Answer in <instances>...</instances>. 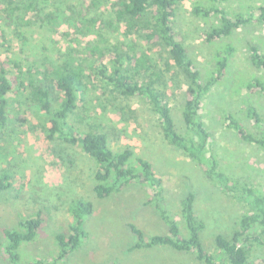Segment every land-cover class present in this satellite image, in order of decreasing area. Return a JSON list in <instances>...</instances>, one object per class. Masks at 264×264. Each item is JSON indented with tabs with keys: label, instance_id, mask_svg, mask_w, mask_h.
Returning <instances> with one entry per match:
<instances>
[{
	"label": "trees",
	"instance_id": "trees-1",
	"mask_svg": "<svg viewBox=\"0 0 264 264\" xmlns=\"http://www.w3.org/2000/svg\"><path fill=\"white\" fill-rule=\"evenodd\" d=\"M105 1L0 0V52L1 48L6 52L3 56L0 53V143L18 122L27 123V117L20 111L23 103H35L47 114L46 123L41 127L49 140L79 147L94 160V190L99 198L121 192L134 183L149 189L148 202L168 224V233L147 237L142 229L129 223L137 237L129 250L162 245L194 254L198 260L196 264H264L261 260L250 259L254 245L264 246V193L259 188L239 183L223 171L219 159L210 150L211 133L202 119L207 95L227 77L233 46L228 44L224 51L218 52L215 67L204 77L178 37L176 17L185 0H114L109 18L103 13ZM193 13L219 19V23H213L204 34L207 43L229 37L241 26L256 24L264 27V4L233 17L219 4L195 3ZM63 24H68L79 35L95 38L83 46H68L65 52L58 51L54 55L50 40ZM121 27L127 37L137 35L140 42L132 39L130 43L113 44L106 34L119 32ZM31 38V44H27ZM34 47L46 52L41 62ZM156 47L157 52L154 51ZM163 58H166L164 71H171L167 82L163 81L164 72L159 64V59ZM250 60L256 68L264 70V53L257 46H252ZM95 79L104 93L142 99L158 116L169 144L190 157L224 192L231 193L249 207L230 238L216 235L220 257L203 244L205 222L196 212L194 191L190 190L181 200L185 233L164 204V181L148 158L136 156L130 146L113 149L101 126V129L84 128L72 122L89 82ZM184 85L187 87L183 106L185 130L181 132L166 88ZM248 87L252 92L264 95V78L254 77ZM246 106L247 114L261 129L258 134L232 112L224 114L223 124L234 130L243 142L256 144L264 150V119L256 106L251 103ZM13 186V173L9 170L0 172V194ZM69 211L72 221L56 234L60 251L49 264L66 258L88 237L85 223L94 213V203L78 197L70 203ZM48 220L47 211L41 208L30 217H20L17 226L4 229L2 246L9 264H21L22 244L36 240Z\"/></svg>",
	"mask_w": 264,
	"mask_h": 264
},
{
	"label": "rangeland",
	"instance_id": "rangeland-1",
	"mask_svg": "<svg viewBox=\"0 0 264 264\" xmlns=\"http://www.w3.org/2000/svg\"><path fill=\"white\" fill-rule=\"evenodd\" d=\"M113 1L104 2L103 13L107 18ZM195 3L219 4L235 17L239 13L256 10L264 0L219 3L214 0H185L176 17L179 40L188 48L204 77L215 67L218 52L224 51L228 44L233 46L227 77L207 95L202 119L211 133L210 150L219 159L223 171L239 183L259 188L264 193V150L256 144L243 142L234 130L223 124L224 114L232 112L252 132L258 134L261 131L247 114L246 104L256 106L264 119V95L252 92L248 87L254 77L264 78V70L256 68L250 60L252 46H257L264 53V27L256 24L241 26L231 36L207 43L204 34L213 23H219V19L196 16L193 13ZM106 35L113 44L130 43L132 39L140 42L137 35L127 37L124 27L119 32L109 31ZM92 38L95 37L79 35L68 24H63L59 32L53 34L50 43L55 55L58 51L65 52L71 45L83 46ZM31 42L32 38L27 44ZM34 50L41 62L46 52L39 48ZM154 51L157 52L158 48ZM0 53L1 56L6 55L2 48ZM165 62L166 58L159 59L164 72L163 81L167 82L171 71H164ZM186 88V85L166 88L167 99L181 132L185 130L183 106ZM22 107L20 111L27 117V123L18 122L0 143V172L11 171L15 185L0 194V264H9L2 246L5 243L4 229L17 226L20 217H30L41 208L48 213V223L36 240L22 244L21 264H49L53 261L60 251L55 236L72 221L69 206L78 197L94 203V213L85 223L88 237L78 249L55 264L198 263L194 254L169 246L129 250L137 242L129 223L142 229L147 237L168 233V224L148 202L149 189L134 183L121 192L99 198L94 190V160L79 147L49 140L41 127L46 123L47 114L38 105L27 101ZM71 120L84 128L93 126L101 129V126L113 149L122 150L130 146L136 156L148 158L156 174L164 181V204L181 223L185 233L181 200L190 190L194 191L196 212L205 222L203 244L208 251L221 256L215 244L216 235L230 238L249 207L231 193L224 192L190 157L169 144L158 116L142 99L104 93L99 81L91 80ZM250 257L264 262V246L254 245Z\"/></svg>",
	"mask_w": 264,
	"mask_h": 264
}]
</instances>
